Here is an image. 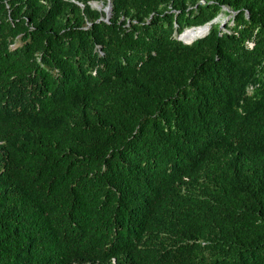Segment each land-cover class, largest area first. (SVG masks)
<instances>
[{
    "label": "trees",
    "instance_id": "16d2710c",
    "mask_svg": "<svg viewBox=\"0 0 264 264\" xmlns=\"http://www.w3.org/2000/svg\"><path fill=\"white\" fill-rule=\"evenodd\" d=\"M75 1L0 0V264H264V0Z\"/></svg>",
    "mask_w": 264,
    "mask_h": 264
},
{
    "label": "clouds",
    "instance_id": "9594fccd",
    "mask_svg": "<svg viewBox=\"0 0 264 264\" xmlns=\"http://www.w3.org/2000/svg\"><path fill=\"white\" fill-rule=\"evenodd\" d=\"M72 1H74V2H76V3H78L79 5H81V6H83V4L82 3H80V2H77V1H75V0H72ZM96 2H98V3H102V5H103V7H100L99 5H96ZM90 5L92 6V7H94V8H96V9H98V10H101V11H103L104 13H105V20H107V19H109V17L111 16V14H112V4H111V0H106V3L104 4L102 1H97V0H93V1H90ZM110 6V12H111V14H110V16H107V13H106V11H105V8L107 7V6ZM208 24V23H207ZM193 28H195V27H198V26H192ZM191 27H189V28H187V29H190ZM187 29H185V30H187ZM185 30H183L182 32H184ZM181 32V33H182ZM180 34V33H179ZM179 34H178V36H179ZM177 36V37H178ZM200 37V36H199ZM182 39V38H181ZM180 39V40H181ZM183 40V39H182ZM184 41V40H183ZM112 262H113V264H117L116 263V260H115V258H112Z\"/></svg>",
    "mask_w": 264,
    "mask_h": 264
},
{
    "label": "water",
    "instance_id": "95a60500",
    "mask_svg": "<svg viewBox=\"0 0 264 264\" xmlns=\"http://www.w3.org/2000/svg\"><path fill=\"white\" fill-rule=\"evenodd\" d=\"M105 11H106V13H107V16H110V14H111V12H110V6L108 5L106 8H105ZM191 28H193V27H191ZM190 28V29H191ZM198 28H204L205 30H204V32H203V34L202 35H204L206 32H207V30H208V28H209V24H205V25H202V26H198ZM183 33V32H182ZM182 33H180L179 34V36H178V38L179 39H181V34ZM182 40V39H181ZM183 41V40H182ZM185 42V41H184ZM185 43H190V42H185Z\"/></svg>",
    "mask_w": 264,
    "mask_h": 264
},
{
    "label": "bare ground",
    "instance_id": "6f19581e",
    "mask_svg": "<svg viewBox=\"0 0 264 264\" xmlns=\"http://www.w3.org/2000/svg\"><path fill=\"white\" fill-rule=\"evenodd\" d=\"M198 27H195V28H191V29H187L185 30L182 34H181V38L183 39V35L186 33V31L188 30H193V29H197ZM204 28H202V32H199V33H196L195 35H193L189 40H185L183 39L185 42H191L193 41L194 39L198 38L199 36H202L203 32H204Z\"/></svg>",
    "mask_w": 264,
    "mask_h": 264
},
{
    "label": "rangeland",
    "instance_id": "374dc122",
    "mask_svg": "<svg viewBox=\"0 0 264 264\" xmlns=\"http://www.w3.org/2000/svg\"><path fill=\"white\" fill-rule=\"evenodd\" d=\"M96 5H99L100 7H103L102 3L96 2ZM229 16H225L224 14H221L220 21H221V27L224 28V25L228 21Z\"/></svg>",
    "mask_w": 264,
    "mask_h": 264
}]
</instances>
